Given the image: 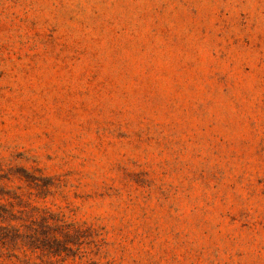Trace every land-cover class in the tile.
I'll return each instance as SVG.
<instances>
[{
  "label": "rangeland",
  "instance_id": "374dc122",
  "mask_svg": "<svg viewBox=\"0 0 264 264\" xmlns=\"http://www.w3.org/2000/svg\"><path fill=\"white\" fill-rule=\"evenodd\" d=\"M0 264H264V0H0Z\"/></svg>",
  "mask_w": 264,
  "mask_h": 264
}]
</instances>
